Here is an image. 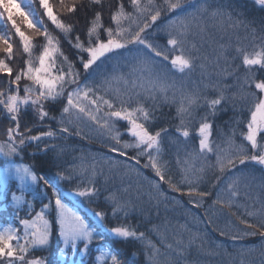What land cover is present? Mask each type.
<instances>
[{"label":"snow or ice","instance_id":"snow-or-ice-1","mask_svg":"<svg viewBox=\"0 0 264 264\" xmlns=\"http://www.w3.org/2000/svg\"><path fill=\"white\" fill-rule=\"evenodd\" d=\"M253 3L264 9V0ZM22 4L24 0H0V19L7 14L0 24L5 29L0 32V198L12 208L0 229V264H54L49 259L53 251L61 264H138L141 255L143 264H181L189 247L202 248L206 241L199 233L189 232L183 239L187 225H178L170 242L167 222L145 230L139 222H130L136 205L132 185L125 186L124 179L132 177L138 184L137 198L144 183L155 191L150 200H156L157 209L169 201V194H174L169 202L175 205H184L187 196L186 203L197 210L211 199V212L206 209L200 222L215 225L216 213L235 217L243 228L213 230L234 243L257 237L264 257V199L239 203L242 188L252 199L247 183L251 174L244 169L253 163L264 171V20L257 27L229 0H72L66 13L84 14L78 31L79 17L66 22L48 0H39L42 14L32 7L24 10ZM14 12L39 40L21 30ZM209 28L221 39L228 37L211 56L206 51L213 39ZM14 37L19 40L15 52ZM65 41L74 50L71 56L63 50ZM197 68L200 80L191 81V88L187 82L177 85L176 73L190 77ZM229 79L235 83L229 84ZM165 105L174 107V113H163ZM229 107L233 117L231 133H226L216 117ZM241 124L246 130L237 142ZM70 136L98 138L107 154L64 161L65 151L58 150L55 141ZM192 141L198 149L195 144L189 148ZM165 143L176 150L179 180L171 160L163 159ZM33 146L35 151H27ZM38 153L50 154L58 179L69 185L68 195L76 205H87L93 220L67 203L51 181L38 176L34 163L23 162L35 160ZM15 158L21 162L9 166ZM207 172L214 179L203 188ZM25 192L33 199H26ZM21 205L26 206L24 216ZM241 207L243 214L237 211ZM112 220L117 223L108 227ZM53 238L55 250L50 247ZM93 242L99 254L87 260ZM109 243L117 247H106ZM121 245L135 247L122 251ZM255 250L242 248L241 254Z\"/></svg>","mask_w":264,"mask_h":264},{"label":"trees","instance_id":"trees-1","mask_svg":"<svg viewBox=\"0 0 264 264\" xmlns=\"http://www.w3.org/2000/svg\"><path fill=\"white\" fill-rule=\"evenodd\" d=\"M48 2H49V5L53 8L54 13L57 14L58 16H60L66 22L74 21V20H76L77 17H79L80 23L77 25L78 31L83 27V24H84L83 12H78V13H76L75 16H72V15L66 13V11H65V6L68 4H71L72 0H48ZM229 2L236 12H241L244 14V16L247 19L254 20L256 22L257 27H259L261 20H264V9H261L258 6H256L253 3V0H229ZM35 7H36V10L42 14L43 9H41L39 6V0L35 3ZM188 10L190 11L191 9H188ZM13 16H14V19L16 20L17 24L21 27V30L24 31L26 33V35L33 36L34 40H39V38H36L34 36V33L26 27V24L23 21L22 17H20V15H18L17 13L14 12ZM43 19L46 20L47 18L43 17ZM5 21H6V16H5ZM209 23H211V22H209ZM48 25H49V29L52 30L53 26H51L50 22H48ZM10 27H11V25H10V23H8V28L10 29ZM209 32L212 34L213 39L209 40L208 46L206 47V51L211 56L213 49L218 48L220 43H225V44L228 43V37L224 36L223 39H221V34L213 28H209ZM238 35L241 38H243L245 36L244 30L240 29L238 32ZM231 39H232V45L234 48L235 42H236V35L235 34L232 35ZM14 41H15L14 42V52H15V51H17V45L19 44V40H18V38L14 37ZM39 42L42 43V41H39ZM243 43L247 45L249 42L243 41ZM63 50L66 54H68L70 56L72 55V52H74V50H70V45H68L66 41L63 42ZM20 51H22V49ZM229 51L231 52L232 49H229ZM249 51H251V48H249ZM38 52H39V49L36 50L37 55H38ZM208 71L210 73H213V78H215V73H214L213 68L211 66L209 67ZM174 79L177 81L178 86L182 82H187V86L189 88H191L192 87L191 81L200 80V70H199V68H197L196 71L194 73H192L190 77H182L181 74L176 73L174 76ZM227 82L229 84L235 83V81L233 79H229ZM232 91L234 92L235 89H233ZM231 94L232 93L230 92L229 95H231ZM168 95H169V97H171L172 92L169 91ZM177 99H178V95H177ZM162 111L165 114H167L169 111L174 113L175 108L172 107L170 109L167 105H165L163 107ZM246 115L247 114H245V118H246ZM232 117H233V112H232L231 108L229 107L228 111H222L217 115L216 124L222 125L224 128V131L226 133H231V128L229 126V122L231 121ZM42 130H47V129L45 128ZM245 130L246 129L244 128V124H241V125H239L238 128H236L235 138H236L237 142H240V140H241V136H240L241 131H245ZM33 134H35V133H33ZM214 138H215V132H214ZM1 139H3V137H1ZM55 143L58 145V150L60 148L64 149L65 154H64L63 160L67 161V162H72L74 158L80 157L82 154H93L96 156L107 154V151L105 149L98 148L96 146L91 145V144H94V145L101 146L99 139H93L91 141H89V140L81 141V140L74 138V137H66V138H62L60 140L55 141ZM193 144H195L197 149H198V144H196L195 141H192L189 144V148H191ZM27 151H29V152L35 151V147L33 146L32 148H29ZM175 151H176L175 148L169 149L167 143H165V152L163 155V159L164 160H171L172 166H173V169H172L173 174L175 175V178L177 180H179L181 178V173H180L179 167L176 166L177 157L175 155ZM49 156H50V154L45 155L44 153H38L35 160L29 158V159L24 160L23 162L24 163H34L36 165L34 170L38 176H40V175L44 176L45 179L51 181L52 184L57 186L59 188V190L69 191L70 190L69 185L66 182L60 181L58 179V177L56 175L57 168L49 162ZM184 158H185V156H184V153L182 152L180 154V159L183 160ZM20 162L21 161L19 158H15L14 160L8 161V165H12L13 163H20ZM76 162L78 163L79 161L77 160ZM64 166H66V165H64ZM3 167H4V158L0 159V169ZM249 169L250 168H249V164H248V166L244 170H245V172L251 174L250 179L247 181V183H249L251 185L250 189L248 190L249 194L251 197L253 195H260L261 199H263L264 188L261 187V184H264V174L258 173L257 178H256L255 173L249 171ZM213 179H214L213 173L207 172L204 176V182L202 183L201 187H203V188L209 187V185ZM100 180H101V182H103L104 177H100ZM40 182L43 183V181H40ZM114 182L117 186H119L121 183V180L119 177H117ZM124 184H125V186H127L128 184L132 185L131 199H132L133 203L136 205V210L132 213L131 217L129 218L130 222L132 224H136L139 222L141 224L140 230H144L145 224H146V229H150L153 225H162L165 222H167L169 225V229H170V231L168 233V239L170 242L172 241V236L174 233L171 226L174 225V220L178 219L181 212L188 211V212H192L196 215L200 214L199 210L193 209L190 204L185 203L184 205H175V204L169 202L171 200V196L174 194H169V201H165L164 203H160L159 209H157L156 208V200L154 198L150 200V196L155 197L156 193L154 190L149 188L147 183H144L143 186L140 188V193H139L140 198H137L138 194L136 192V188H137L138 184H137V180L135 177H132L131 179L125 178ZM48 190H49L48 192L50 194L51 188H49ZM165 191L166 192L168 191L167 186H165ZM244 191L245 190L242 188L239 203L251 205L252 204L251 200L243 195ZM187 199H188L187 196L183 197L184 201H187ZM66 201L68 203L72 204L70 201H68L67 197H66ZM3 203L4 202H2L0 200V220L7 219L8 216L12 212V210H11L10 213H6L5 212L6 207L2 206ZM210 204H211V199L206 200L204 207L200 208V210H202L205 213V210L208 209L209 212H211V209H209ZM81 205L85 209H88L87 205H84V204H81ZM255 207L258 208L259 203H257L255 205ZM80 211L83 212L88 217V215H87L88 213L86 211H84V210H80ZM237 211L238 212H245V209L243 207H241ZM20 215L24 216L25 211L20 210ZM223 218L228 219L229 217L223 216ZM230 219L234 223L238 224V221L235 220V217H230ZM116 223L117 222L115 220H112V221L107 223V226L111 227V226L115 225ZM211 226L218 228L216 223H215V225H211ZM203 228H204L205 235L212 241V243H219V244L225 246L227 249H230L234 246H245L246 245L245 242L234 243V242H226V241L224 242V241H220V240L218 242L216 240L215 236L212 235V233L206 228V226L203 225ZM215 233L217 235H219V232L215 231ZM151 238L154 241H158V237H156V235L154 233L151 234ZM245 240H248L249 241L248 243H251V244H258V245L261 244L262 245V242L257 237H248ZM105 246L113 248V249H115L117 247V245L112 244V243L106 244ZM50 247L53 250H55V248H56V241L54 238L51 241ZM119 247L122 251L125 249V247H127V249L129 251H131V250H134L135 246H133V245L123 246V245H121ZM92 248H93L92 251L94 253H99V250L96 247V242H93ZM208 251H209V248L205 247L204 245L202 248L197 246V245H193L186 250L184 256L181 258V264H196L199 261L207 260V259H209ZM36 254L37 255H44L45 253L38 251ZM70 255H71V253H70ZM77 255H78V253H77ZM49 259L51 261H53L54 264H61V261L55 255V251H53V254L49 257ZM86 259L91 260L90 257H86ZM143 260H144V257L141 255L139 258L138 264H143ZM229 260H231L230 264H241L237 260H233L232 257L228 253H220L219 255H216V257H215L216 264H227ZM250 264H254V263L250 262Z\"/></svg>","mask_w":264,"mask_h":264},{"label":"rangeland","instance_id":"rangeland-1","mask_svg":"<svg viewBox=\"0 0 264 264\" xmlns=\"http://www.w3.org/2000/svg\"><path fill=\"white\" fill-rule=\"evenodd\" d=\"M37 1L38 0H32L31 5H27V0H24V4H22V7H24V10H27L28 7H32V8L36 9L35 3ZM0 13H3V9H0ZM6 15L7 14L4 13L3 18L0 19V24L5 22V16ZM4 30H5L4 28L0 27V32H2ZM0 139H1V137H0ZM0 159H3V157L0 156ZM9 166H11V165H9ZM3 168L0 169V181H2L4 179ZM249 168H250L249 171L255 173V177L256 178H257V174L258 173L264 174V171L261 170L262 166L255 165L253 163H249ZM40 184L42 185L43 183L40 182ZM60 192L64 196H67L69 200L74 201V203H75V198L68 195L69 191L60 190ZM17 194H20V193H17ZM24 195H25L26 199H33L32 196L29 193H27V192H25ZM257 198L261 199V196L260 195H253L252 199H251V203H253L254 200H257ZM263 199H264V197H263ZM0 200L2 202H4L2 206L6 207V211L5 212L6 213H10V211L12 210L10 202L8 200L2 199V198H0ZM79 205L81 207L80 210H84V211H86L88 213L87 214L88 217H86V218L89 219V220H93L94 218L92 217V213L89 212L88 209H85L81 204H79ZM34 206L36 207L37 210H39V203L38 202L34 201ZM25 207H26L25 205H21V210L24 211ZM239 213L243 214L244 212H239ZM214 219H215V223L217 224L218 228H221V229H225L226 225L229 226V227H233V228L234 227L243 228V225H239V224L234 223L230 218L224 219L223 216L219 215V213H216L214 215ZM229 219L232 221L231 225L229 224ZM200 220H201V218H200L199 215H196V214H194L192 212L185 211V212H181L180 213V216L178 217V219L174 220V225L171 226L172 230L175 232L176 231V227L178 225H181V224L187 225V228H188L189 231H185V232L182 233V237H183L184 240L188 239L189 232H191V233H199L205 239L206 243L204 244V246L209 248V251H208L209 259L204 260V261H199L196 264H216L215 257H216V255H219L220 253H228L232 257L233 260H237L239 263H241V261L243 260L244 264H250V262H253L254 264H261V261L264 260V257H262L261 254H260V248L262 246L261 244H259V245L258 244H253V245H245V246H234V247H232L230 249H227L225 246H223V245H221L219 243H212V241L205 235L204 228H203V223H201ZM3 221L4 220H0V229H2L5 226ZM145 229H146V224H145L144 230ZM242 248H255L256 250L252 251V252L244 253L242 255L241 254V249ZM92 249L93 248L91 246V251H92ZM98 254L99 253H94L92 251L91 255L88 256V257H90L91 260H94V257L96 255H98ZM44 255H47V254L45 253ZM230 263H231V260H229L227 264H230Z\"/></svg>","mask_w":264,"mask_h":264}]
</instances>
